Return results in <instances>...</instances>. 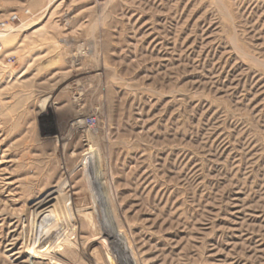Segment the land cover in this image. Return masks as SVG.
<instances>
[{
  "label": "rangeland",
  "instance_id": "obj_1",
  "mask_svg": "<svg viewBox=\"0 0 264 264\" xmlns=\"http://www.w3.org/2000/svg\"><path fill=\"white\" fill-rule=\"evenodd\" d=\"M0 264H264V0H0Z\"/></svg>",
  "mask_w": 264,
  "mask_h": 264
}]
</instances>
